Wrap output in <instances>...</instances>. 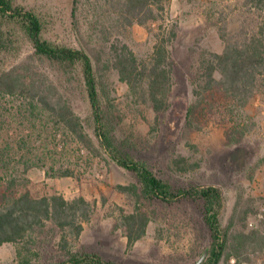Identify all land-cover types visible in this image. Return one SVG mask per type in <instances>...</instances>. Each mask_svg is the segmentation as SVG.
Masks as SVG:
<instances>
[{
	"label": "rangeland",
	"instance_id": "obj_1",
	"mask_svg": "<svg viewBox=\"0 0 264 264\" xmlns=\"http://www.w3.org/2000/svg\"><path fill=\"white\" fill-rule=\"evenodd\" d=\"M166 2L164 18L147 28L124 26L120 1L15 0L16 5L40 15L46 39L91 56L109 96L114 135L125 151L177 188L219 187L225 198L222 229L229 238L251 236L245 254L249 261L241 264H264V89L258 88L245 102L228 95L220 85L201 100L194 95L202 53H223L227 41L244 45L255 36L264 39V8L245 0ZM172 32L176 36L170 39ZM162 36L170 39L174 86L169 109L158 114L109 65L113 44H127L140 60H146ZM29 54L26 47L22 59ZM41 69L75 113L89 119L91 109L82 83L66 82L48 65ZM88 132L95 136L94 129ZM179 164L189 170L180 171ZM194 165L198 167L190 169ZM69 170L73 177L60 176ZM15 171L28 179L21 182V192L30 191L37 198L84 197L92 204V220L84 224L77 243L84 252L117 264H196L206 252L209 257L212 240L201 201L142 206L157 214L146 235L130 247L125 229L119 226L123 216L134 213L139 205L120 186L138 185L135 174L117 166L105 153L92 155L53 117L33 112L21 98L0 92V179ZM55 242L45 246V259L59 255ZM16 261L15 245L0 247V264Z\"/></svg>",
	"mask_w": 264,
	"mask_h": 264
},
{
	"label": "trees",
	"instance_id": "obj_2",
	"mask_svg": "<svg viewBox=\"0 0 264 264\" xmlns=\"http://www.w3.org/2000/svg\"><path fill=\"white\" fill-rule=\"evenodd\" d=\"M109 1L121 2L120 17L126 27L138 24L150 28L152 22L164 18L167 8L166 0ZM245 2L264 8V0ZM44 29L45 24L35 11L16 5L15 0H0V92L21 98L33 112L53 117L92 155L98 157L105 153L117 166L135 174L138 185L120 186L122 191L131 193L139 205L134 213L123 216L119 226L125 229L129 246L146 235L157 214L142 206L193 200L203 204L212 240L209 257L202 264H221L222 261L232 264L234 259L235 264L249 261L245 254L251 236L238 234L229 238L222 229L220 216L225 205L222 190L216 186L177 188L160 178L146 162L136 160L125 151L114 135L107 106L109 96L104 93L103 76L96 71L91 56L83 49L46 39ZM175 36L172 32L170 39ZM170 39L159 37L153 54L146 60H140L127 44L111 46L113 63L109 69L117 70L120 80L133 94L158 114L169 109L174 86L168 48ZM26 47L30 54L22 59ZM41 65L54 68L66 82L77 80L82 83L91 109L89 119L83 120L75 113L70 101L64 98L50 77L41 72ZM217 85L242 102L251 99L258 88L264 89V39L255 36L244 45L227 41L223 53L204 51L194 95L201 100ZM193 112L194 106L188 115ZM89 128L94 129L95 136L89 134ZM184 161L183 158L180 160L181 163ZM181 165H178L180 171L189 170ZM196 167L198 165L190 169ZM60 176L73 177L74 172L64 171ZM25 180L28 179L16 171L8 178L0 179V247L4 244L16 246V264H117L77 246L85 230L84 224L92 220V204L86 198L68 200L59 194L37 198L30 191H20L21 182ZM54 240L59 255L45 259V246Z\"/></svg>",
	"mask_w": 264,
	"mask_h": 264
},
{
	"label": "water",
	"instance_id": "obj_3",
	"mask_svg": "<svg viewBox=\"0 0 264 264\" xmlns=\"http://www.w3.org/2000/svg\"><path fill=\"white\" fill-rule=\"evenodd\" d=\"M207 256H208V252H206L203 257L200 259V261L196 264H202L206 259H207Z\"/></svg>",
	"mask_w": 264,
	"mask_h": 264
}]
</instances>
